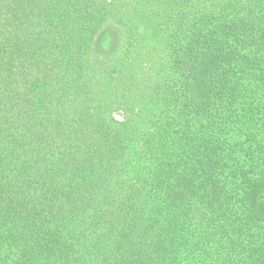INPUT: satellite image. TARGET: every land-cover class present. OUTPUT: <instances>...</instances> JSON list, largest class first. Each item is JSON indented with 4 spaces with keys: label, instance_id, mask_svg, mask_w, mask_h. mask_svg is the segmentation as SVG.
<instances>
[{
    "label": "trees",
    "instance_id": "16d2710c",
    "mask_svg": "<svg viewBox=\"0 0 264 264\" xmlns=\"http://www.w3.org/2000/svg\"><path fill=\"white\" fill-rule=\"evenodd\" d=\"M0 264H264V0H0Z\"/></svg>",
    "mask_w": 264,
    "mask_h": 264
},
{
    "label": "rangeland",
    "instance_id": "374dc122",
    "mask_svg": "<svg viewBox=\"0 0 264 264\" xmlns=\"http://www.w3.org/2000/svg\"><path fill=\"white\" fill-rule=\"evenodd\" d=\"M113 28L108 29L107 31L103 32L102 35H100V37L96 41V49H99V47L103 43L102 41L104 40L105 34H107L106 36H109V44L112 48L117 47V45L122 42V35L120 31L116 30L115 27ZM115 117L117 119H121V116L119 114H116Z\"/></svg>",
    "mask_w": 264,
    "mask_h": 264
}]
</instances>
